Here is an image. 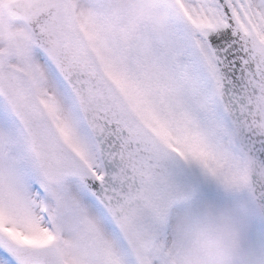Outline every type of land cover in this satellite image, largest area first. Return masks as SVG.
<instances>
[{
	"label": "snow or ice",
	"instance_id": "1",
	"mask_svg": "<svg viewBox=\"0 0 264 264\" xmlns=\"http://www.w3.org/2000/svg\"><path fill=\"white\" fill-rule=\"evenodd\" d=\"M0 264H264V0H0Z\"/></svg>",
	"mask_w": 264,
	"mask_h": 264
}]
</instances>
